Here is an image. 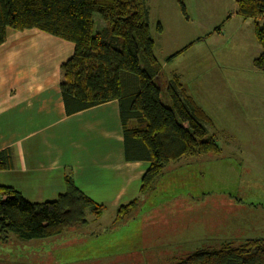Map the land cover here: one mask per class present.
<instances>
[{
  "label": "rangeland",
  "instance_id": "374dc122",
  "mask_svg": "<svg viewBox=\"0 0 264 264\" xmlns=\"http://www.w3.org/2000/svg\"><path fill=\"white\" fill-rule=\"evenodd\" d=\"M182 1L185 12L179 0H146L154 54L162 84L179 75L212 120L219 152L169 163L119 225L104 211L100 222L88 214L87 227L54 237L11 236L0 243V264H171L204 246L264 238V71L254 64L262 46L237 0Z\"/></svg>",
  "mask_w": 264,
  "mask_h": 264
},
{
  "label": "trees",
  "instance_id": "16d2710c",
  "mask_svg": "<svg viewBox=\"0 0 264 264\" xmlns=\"http://www.w3.org/2000/svg\"><path fill=\"white\" fill-rule=\"evenodd\" d=\"M237 5L238 15L253 20L262 46L254 64L264 71V0H237ZM148 16L146 0H0V45L9 29L32 28L74 45L72 56L61 66L60 92L67 115L113 100L119 103L125 159L148 164L139 186L144 195L155 189L171 161L220 150L206 128L212 120L187 93L179 75L162 84ZM157 29L162 31L160 23ZM13 166L11 150H1L0 170ZM139 201L135 197L119 205L112 226L130 218ZM103 211L104 205L85 194L71 174L65 176V189L54 200L31 201L14 187L0 185V243L13 235L42 239L68 228L87 227L88 214L96 220ZM233 243L197 248L171 264H264V238Z\"/></svg>",
  "mask_w": 264,
  "mask_h": 264
},
{
  "label": "crops",
  "instance_id": "0c3cea01",
  "mask_svg": "<svg viewBox=\"0 0 264 264\" xmlns=\"http://www.w3.org/2000/svg\"><path fill=\"white\" fill-rule=\"evenodd\" d=\"M73 51L71 42L39 29L8 30L0 45V151L11 150L14 166L0 170V185L31 201L54 200L71 174L104 211L116 214L119 205L144 195L139 186L148 164L125 159L116 100L66 114L61 66Z\"/></svg>",
  "mask_w": 264,
  "mask_h": 264
}]
</instances>
